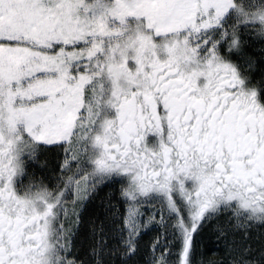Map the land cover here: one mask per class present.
<instances>
[{
    "label": "snow or ice",
    "instance_id": "1",
    "mask_svg": "<svg viewBox=\"0 0 264 264\" xmlns=\"http://www.w3.org/2000/svg\"><path fill=\"white\" fill-rule=\"evenodd\" d=\"M0 264H264V0H0Z\"/></svg>",
    "mask_w": 264,
    "mask_h": 264
}]
</instances>
